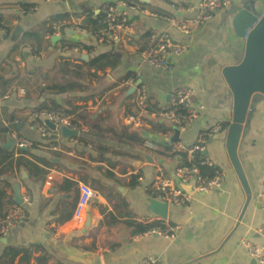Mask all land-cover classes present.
Listing matches in <instances>:
<instances>
[{
    "label": "crops",
    "instance_id": "0c3cea01",
    "mask_svg": "<svg viewBox=\"0 0 264 264\" xmlns=\"http://www.w3.org/2000/svg\"><path fill=\"white\" fill-rule=\"evenodd\" d=\"M109 1L115 0H0V22L6 28L0 31V112L18 136L30 143L19 147L13 130L0 123V170L6 168L0 172L4 194L0 211L30 199L22 205L26 221L0 237V264H23L22 253L14 256L11 247L31 248V264H75L59 253L62 242L101 253L103 264H138L148 255L156 256L157 264H260L251 262L242 238L264 249V235L256 231L264 227V206L258 201L264 191V95H253L238 143L249 190L231 163L225 140L234 100L223 70L242 59L246 42L235 30L234 15L219 9L187 35L170 27L165 18L177 12L178 0H138V9L128 10L129 37L120 44L100 45L93 35L70 27L77 17L80 23L95 26L102 4ZM24 3H30L29 9ZM31 6L35 8L30 10ZM60 15L69 18L52 23ZM55 26L62 29L61 34L47 40L46 32ZM165 30L176 42L188 45L185 53L173 59L170 71L142 58ZM51 42L82 44L81 56L56 51L44 58L32 57L31 47L44 48ZM136 72L148 89L155 113H148L143 125L126 120L128 114L136 113L130 80ZM183 84L195 89L194 100L204 109L200 119L180 130L159 113ZM41 107L70 114L86 129L79 138L75 131L67 133L65 126L40 118L37 121L51 132L43 136L30 120ZM217 124L221 129L209 139L205 152L215 167L225 170L223 188L207 193L189 188L191 199L168 204L167 218L147 210L145 194L157 199L151 186L158 169L177 180L172 142L194 144L201 131ZM147 139L157 144L156 150L137 147ZM48 175L55 184L43 195ZM80 183L98 192L83 224L73 217ZM89 215L99 218L97 226H91ZM154 221H161L164 228L178 226V231H171L169 238L134 232V225L148 227Z\"/></svg>",
    "mask_w": 264,
    "mask_h": 264
},
{
    "label": "built area",
    "instance_id": "2783aa9c",
    "mask_svg": "<svg viewBox=\"0 0 264 264\" xmlns=\"http://www.w3.org/2000/svg\"><path fill=\"white\" fill-rule=\"evenodd\" d=\"M138 0H115L105 2L101 6L103 14L100 20V27L93 30L91 27L83 26L80 23V18L77 17L70 21V27L75 31H80L93 35L100 45H109L112 43H122L129 37L131 30L130 16L128 10H137L139 5ZM234 4V0H178L175 3L176 13L166 15L170 27H174L179 31L191 35L195 33L200 26L207 23L213 18L214 12L219 9L230 8ZM35 6H31L30 10ZM3 29H0V31ZM4 31V30H3ZM62 29L55 26L50 28L45 38L50 40L52 37L59 36ZM83 46H71L65 42L49 43L46 47L35 50L31 47V55L35 59L44 58L48 53L59 52L61 54L79 53ZM188 49L187 44L178 43L169 30L163 31L155 38L154 44L143 53V61L147 64L160 68L165 71H170L174 67L173 59L185 53ZM135 89L134 101L136 104V113L128 114L127 122L136 125H143L146 122L148 113L151 112L149 93L146 85L142 81L139 72H136L130 79ZM24 88H18L20 94L25 93ZM195 89L187 84L177 87L169 98L168 106L159 113L167 118L170 124L180 130L186 127L193 121L200 119L204 105L194 100ZM47 119L61 126H68L76 130L77 135L82 134L86 129L85 126L79 125L75 118L70 114H63L54 109L38 108L33 111L30 120L37 126L43 136L51 134L46 127L40 124L37 119ZM0 123L6 130H13L19 147L29 146L28 140L18 136L13 129L12 122L8 120L0 112ZM221 129L220 124L210 126L198 135L194 144L183 146L179 141L172 142L171 150L176 156L175 178L169 176L165 170L158 169L154 183L151 186V192L155 194L157 199L175 204H184L192 197V192L187 186H191L193 191L207 193L214 189H222L225 183L226 172L223 169L215 167L214 160L206 154V145L214 133ZM77 136V137H78ZM80 138V136H79ZM57 148V145H54ZM137 147H142L149 151L157 149V144L152 140H144ZM207 166L213 168L211 175H206L202 167ZM6 168H1L0 172L4 173ZM55 180L51 175H48L42 185L41 193L48 195L51 188L54 186ZM98 195V192L88 183H80V196L74 209L73 217L79 223H84L85 216L89 212L90 202ZM258 201L264 206V191L259 193ZM24 203H30V199L25 197L21 204L14 205L9 210L0 211V237H5L8 232L16 226L23 224L27 219V214L23 209ZM90 216V224L92 227L97 226L99 218L94 215ZM178 231V226H168L164 228L160 226L149 225L145 227L142 234L152 235L161 234L166 238L173 236L170 232ZM257 232L263 233L264 227L256 229ZM95 232L96 236H100V232ZM243 245L248 249L250 256L260 264H264V249L263 246L251 241L248 238H242ZM138 264H157V257L148 255L144 257Z\"/></svg>",
    "mask_w": 264,
    "mask_h": 264
},
{
    "label": "water",
    "instance_id": "95a60500",
    "mask_svg": "<svg viewBox=\"0 0 264 264\" xmlns=\"http://www.w3.org/2000/svg\"><path fill=\"white\" fill-rule=\"evenodd\" d=\"M201 0H197L200 2ZM227 13L234 15L233 24L237 34L245 38V50L242 59L226 66L223 74L233 93V118L225 131L226 149L231 163L245 189L249 190L247 177L238 156V143L243 126L251 113V100L254 94L264 95V0H244L227 8ZM81 53V52H80ZM79 53L78 56H81ZM55 126L56 123L52 122ZM65 132L77 134L76 130L65 126ZM192 189L191 186H187ZM190 191V190H189ZM147 210L154 211L167 218L168 203L160 199L150 200L145 194ZM21 202V198H18ZM90 223V222H89ZM59 253L75 264H103L101 253L84 250L62 242ZM251 262H257L252 259Z\"/></svg>",
    "mask_w": 264,
    "mask_h": 264
},
{
    "label": "trees",
    "instance_id": "16d2710c",
    "mask_svg": "<svg viewBox=\"0 0 264 264\" xmlns=\"http://www.w3.org/2000/svg\"><path fill=\"white\" fill-rule=\"evenodd\" d=\"M30 5V3H24V7L25 8H27V9H29L28 7H30L29 6ZM64 16H66V15H60V17H61V19H59V18H55V19H53L52 20V23L54 22V21H63V20H65L66 18H69V17H64ZM102 16H103V14L101 13V15L95 20V22H94V24H95V26H91V25H87V24H82L83 26H87V27H91L93 30H97L98 28L97 27H99V24H100V20H101V18H102ZM63 19V20H62ZM101 25V24H100ZM0 29H6L5 28V26L3 25V24H1V22H0ZM82 44H74V45H71V46H81ZM35 50H40V49H42V48H35V47H33ZM41 108H45V109H54V110H57V109H55V108H52V107H41ZM144 141V140H143ZM142 141V142H143ZM142 142H139L140 144L142 143ZM202 169H203V172L206 174V175H211L212 174V170H213V168H210V167H207V166H203L202 167ZM137 185V183L136 184H134L133 185V187H135ZM3 197H4V194H3V192L0 190V204H1V202H2V199H3ZM76 207V206H75ZM162 224V222L161 221H154V222H152L151 223V225L152 226H160ZM144 225H142V224H137V225H134V232L136 233V232H139V233H141V232H143V230H144ZM10 251H11V253L14 255V256H16V255H18L19 253H22L21 254V261H23V264H31V259L33 258V250L31 249V248H25V247H11L10 248ZM48 252V251H47ZM43 258H45V256L43 255V256H39L38 257V259H43Z\"/></svg>",
    "mask_w": 264,
    "mask_h": 264
}]
</instances>
